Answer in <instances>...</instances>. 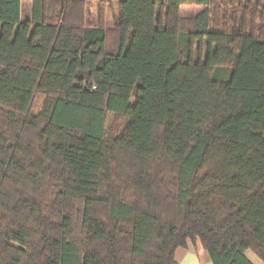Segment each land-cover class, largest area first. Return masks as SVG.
Returning <instances> with one entry per match:
<instances>
[{"label": "trees", "instance_id": "1", "mask_svg": "<svg viewBox=\"0 0 264 264\" xmlns=\"http://www.w3.org/2000/svg\"><path fill=\"white\" fill-rule=\"evenodd\" d=\"M85 1L0 0V264L264 262V0Z\"/></svg>", "mask_w": 264, "mask_h": 264}, {"label": "rangeland", "instance_id": "2", "mask_svg": "<svg viewBox=\"0 0 264 264\" xmlns=\"http://www.w3.org/2000/svg\"><path fill=\"white\" fill-rule=\"evenodd\" d=\"M118 3L119 0H113L110 5L106 6L103 27L106 29H111L114 26V19L118 14ZM198 9H183V15H192L195 14ZM31 12V0H22L21 6V16L22 20L29 18ZM85 16H86V25L90 27L97 26L99 23V5L97 0H86L85 1ZM44 96L37 94L33 101V112H37L42 105ZM119 117L115 116L112 113H109L106 118V128L108 132H111L116 123L119 122Z\"/></svg>", "mask_w": 264, "mask_h": 264}, {"label": "crops", "instance_id": "3", "mask_svg": "<svg viewBox=\"0 0 264 264\" xmlns=\"http://www.w3.org/2000/svg\"><path fill=\"white\" fill-rule=\"evenodd\" d=\"M245 255L254 264H264V262L251 250H246ZM177 264H213L208 252L202 247L200 241L188 240L186 247H180L175 252Z\"/></svg>", "mask_w": 264, "mask_h": 264}]
</instances>
